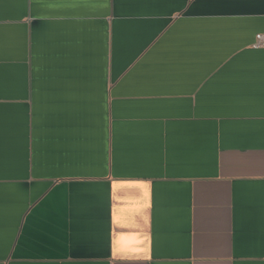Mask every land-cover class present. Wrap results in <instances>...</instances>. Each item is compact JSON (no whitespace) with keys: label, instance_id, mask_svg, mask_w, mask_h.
Instances as JSON below:
<instances>
[{"label":"crops","instance_id":"0c3cea01","mask_svg":"<svg viewBox=\"0 0 264 264\" xmlns=\"http://www.w3.org/2000/svg\"><path fill=\"white\" fill-rule=\"evenodd\" d=\"M264 0H0V264H264Z\"/></svg>","mask_w":264,"mask_h":264},{"label":"built area","instance_id":"2783aa9c","mask_svg":"<svg viewBox=\"0 0 264 264\" xmlns=\"http://www.w3.org/2000/svg\"><path fill=\"white\" fill-rule=\"evenodd\" d=\"M254 48L264 47V35L259 34L255 38V43L253 44Z\"/></svg>","mask_w":264,"mask_h":264}]
</instances>
